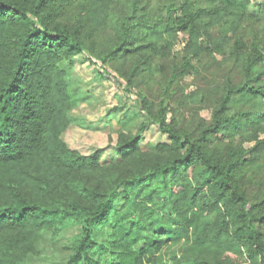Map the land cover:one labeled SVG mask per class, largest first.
<instances>
[{
    "label": "trees",
    "instance_id": "1",
    "mask_svg": "<svg viewBox=\"0 0 264 264\" xmlns=\"http://www.w3.org/2000/svg\"><path fill=\"white\" fill-rule=\"evenodd\" d=\"M81 55L168 142L69 147ZM73 227L65 264H264V0H0V264Z\"/></svg>",
    "mask_w": 264,
    "mask_h": 264
},
{
    "label": "rangeland",
    "instance_id": "2",
    "mask_svg": "<svg viewBox=\"0 0 264 264\" xmlns=\"http://www.w3.org/2000/svg\"><path fill=\"white\" fill-rule=\"evenodd\" d=\"M262 1L252 0L254 3ZM252 10L255 13L256 7L252 6ZM183 47L181 36L176 50L180 51ZM69 75L77 95L82 98L80 106L71 113L72 124L64 135L69 147L84 155L104 149L103 161L108 162L118 156L115 146L119 133H135L142 125L146 127L142 140L145 150L152 145L168 142L167 136L140 112L135 95L125 93L124 82L117 81L114 73L104 75L98 65L90 64L86 56L81 55L76 58V65L70 69ZM195 82L193 77H187L181 81L180 87L191 92L196 89ZM198 85L202 83L198 82ZM201 115L209 118L208 110L203 109ZM80 231L78 227L67 230L57 245H52L49 237H46L42 243V254L25 264H65L67 254L64 247L70 246Z\"/></svg>",
    "mask_w": 264,
    "mask_h": 264
}]
</instances>
